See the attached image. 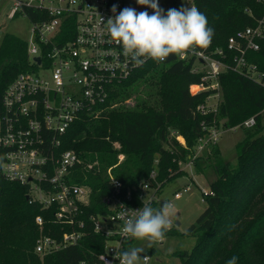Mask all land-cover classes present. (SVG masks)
<instances>
[{
    "label": "trees",
    "instance_id": "obj_1",
    "mask_svg": "<svg viewBox=\"0 0 264 264\" xmlns=\"http://www.w3.org/2000/svg\"><path fill=\"white\" fill-rule=\"evenodd\" d=\"M193 3L214 29L210 49L227 48L230 36L264 14V0ZM259 42L261 48L248 57L264 71V39ZM194 64L193 57L181 59L175 54L164 62L145 63L118 84L109 100L111 107L97 116L82 115L68 129L62 149H74L82 158L71 179L92 189L83 218L88 221L91 214L111 212L104 202L112 193L109 170L122 182L124 196L130 190L137 194L152 170L163 188L186 174L180 165L194 157L199 139L207 133L204 125L230 129L255 117L253 126L241 127L245 137L237 144L235 163L225 159L217 143H209L193 159L195 173L207 178L214 195L206 197V208L185 232L195 237L193 248L172 254L184 264H228L233 256L237 264H264V87L225 70L218 77L219 89L193 93L190 86L203 82L204 75L193 71ZM27 69L28 42L6 33L0 45V109L6 88ZM218 92L217 110L201 113L198 106ZM3 153L0 148V167ZM119 154L125 155L122 161ZM27 195L26 186L7 180L0 171V264H101L98 255L108 238L95 232L90 221L76 245L43 256L37 253L41 232L60 238L70 228L53 221L56 207L44 209ZM37 215L44 217L43 230L35 221Z\"/></svg>",
    "mask_w": 264,
    "mask_h": 264
},
{
    "label": "built area",
    "instance_id": "obj_2",
    "mask_svg": "<svg viewBox=\"0 0 264 264\" xmlns=\"http://www.w3.org/2000/svg\"><path fill=\"white\" fill-rule=\"evenodd\" d=\"M9 2L12 3L10 18L16 15L28 17L32 35L27 41L29 69L17 75L2 97L0 148L4 153L0 171L7 180L26 186L29 198L44 209L56 207L53 221L70 228L60 238L41 232L35 247L37 253L43 256L76 245L85 235L90 221L95 232L108 238L104 251L98 255V262L120 264L115 259L116 253L123 252L126 243L133 239L122 234L126 216L141 209L143 202L160 208L166 201L161 197L162 186L157 181V171L152 170L150 177L142 181L137 194L130 190L124 196L122 182L109 170L112 193L104 198V202L111 212L91 214L87 221L83 215L92 189L72 181L82 158L74 149H62L63 137L82 115L97 116L111 107L109 100L118 84L153 59L136 64L123 54L122 45L111 40L105 31L101 18L105 23L114 18L126 8L125 0H0V8ZM191 6H195L193 0ZM142 11L153 14L146 6H142ZM247 11L252 15L251 10ZM2 16L0 11V45L7 33ZM263 39L264 14L256 18L254 25L230 36L227 48H198L195 52L178 55L181 59L193 57V71L204 72L203 82L192 84L190 90L194 85L198 89L191 92L219 89L218 77L225 70L249 77L264 87V71L248 57L251 51L261 48L259 40ZM215 95L220 93L210 95L207 103L198 106L201 113L217 110L211 104ZM255 123V117H251L231 129L250 127ZM203 129L207 133L199 139L196 153L188 165L193 166V159L209 143L218 142L219 126L204 125ZM115 145L118 147V143ZM119 157L122 161L124 154ZM190 188L187 185L179 189L174 197L181 198ZM202 193L203 201L214 195L211 188L209 191L202 189ZM35 221L43 230V215H37ZM145 256L144 261H148L149 255ZM81 264L90 263L82 261Z\"/></svg>",
    "mask_w": 264,
    "mask_h": 264
},
{
    "label": "clouds",
    "instance_id": "obj_3",
    "mask_svg": "<svg viewBox=\"0 0 264 264\" xmlns=\"http://www.w3.org/2000/svg\"><path fill=\"white\" fill-rule=\"evenodd\" d=\"M136 3L151 8L153 14L126 7L106 23L101 18L111 40L122 45L123 54L136 64H143L149 58L164 62L172 54L195 52L211 44L214 29L208 26L207 17L197 7L171 8L165 14L158 0H136ZM112 11L115 13L116 8L113 7ZM131 213L124 219L122 234L138 241H147L151 247L165 239L172 227L176 209L169 200L164 201L160 208L143 202L141 209ZM144 252L142 247H129L116 253L115 259L120 264H140L142 259H147L146 256L141 257ZM237 259L233 256L228 264H237ZM105 264L108 262L105 261Z\"/></svg>",
    "mask_w": 264,
    "mask_h": 264
},
{
    "label": "rangeland",
    "instance_id": "obj_4",
    "mask_svg": "<svg viewBox=\"0 0 264 264\" xmlns=\"http://www.w3.org/2000/svg\"><path fill=\"white\" fill-rule=\"evenodd\" d=\"M158 3L159 7L164 10L165 14L167 13V10L171 8L179 10L182 7H191V0H158ZM125 5L126 7L136 9L137 12L142 11V6L137 4L136 0H125ZM11 6L12 3L9 2L0 8V11L3 15L1 21H3V24L6 23L4 26V31L28 41L32 35V23L28 17L23 15H16L10 18L9 14L11 12ZM197 65L202 66L200 63H197ZM197 89H194L193 86L191 87L192 91H197ZM219 101L220 95H215L212 98L211 104L214 105V107H217ZM128 102L131 104L134 103L131 100ZM262 122L264 124V112ZM244 137L245 132L241 127L235 129L221 128V133L217 144L220 147L225 159L234 163L236 162V147ZM120 155L121 154H119V156ZM187 163L188 162L181 163V168L184 169L183 167L188 166ZM188 172V175L184 174L167 183L163 189L164 196H169V200L173 202L176 209V215L172 217L173 222L170 229L173 232L171 234H166V237L162 242H159L151 247L148 246L147 241H138L134 239L133 242H131L130 247H142L145 249V252L141 253L142 258L145 255H149L150 257V260L147 262L142 259L140 264H184V261L181 257L173 255L172 253L178 249L191 250L195 245V237L187 235L185 232L206 208L207 203L202 200V189L209 191L210 186L207 178L196 174L192 165L188 167ZM187 184L190 185V190L184 192L181 198H175L174 194H172L173 191L177 188L187 186ZM179 219H181V223L177 224L176 222Z\"/></svg>",
    "mask_w": 264,
    "mask_h": 264
},
{
    "label": "crops",
    "instance_id": "obj_5",
    "mask_svg": "<svg viewBox=\"0 0 264 264\" xmlns=\"http://www.w3.org/2000/svg\"><path fill=\"white\" fill-rule=\"evenodd\" d=\"M182 137V136H181ZM183 144L185 143V139L183 138V141L182 140H180ZM188 165V164H187ZM189 166H191V165H188V166H185V167H183L184 169V171L186 172V175H188L189 174V172H188V167ZM187 168V169H186ZM188 185V184H187ZM185 187V186H184ZM183 188V187H182ZM182 188H177V189H175L174 191H173V193L172 194H174L176 191H178L179 189H182ZM164 187L162 188V191H161V197H162V199L163 200H169V196H164ZM170 201V200H169ZM179 221H180V223H181V219H179ZM133 240H134V238L132 239V241L131 242H133ZM150 260V259H149ZM148 260V261H149ZM147 262V261H146Z\"/></svg>",
    "mask_w": 264,
    "mask_h": 264
},
{
    "label": "water",
    "instance_id": "obj_6",
    "mask_svg": "<svg viewBox=\"0 0 264 264\" xmlns=\"http://www.w3.org/2000/svg\"><path fill=\"white\" fill-rule=\"evenodd\" d=\"M37 60H38V61H40V58L38 57V58H37ZM29 197H30V196H29V195H27V197H26V198H27V199H29ZM176 223H177V224H180V221H179V220H177V222H176Z\"/></svg>",
    "mask_w": 264,
    "mask_h": 264
},
{
    "label": "bare ground",
    "instance_id": "obj_7",
    "mask_svg": "<svg viewBox=\"0 0 264 264\" xmlns=\"http://www.w3.org/2000/svg\"><path fill=\"white\" fill-rule=\"evenodd\" d=\"M194 89H197L198 87L197 86H193ZM180 140L183 141V137L179 136Z\"/></svg>",
    "mask_w": 264,
    "mask_h": 264
}]
</instances>
